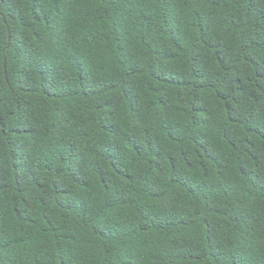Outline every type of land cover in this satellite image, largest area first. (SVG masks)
I'll return each mask as SVG.
<instances>
[{"label":"trees","instance_id":"1","mask_svg":"<svg viewBox=\"0 0 264 264\" xmlns=\"http://www.w3.org/2000/svg\"><path fill=\"white\" fill-rule=\"evenodd\" d=\"M0 264H264V0H0Z\"/></svg>","mask_w":264,"mask_h":264}]
</instances>
